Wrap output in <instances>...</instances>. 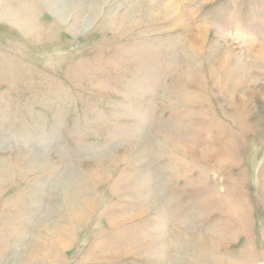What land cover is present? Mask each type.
Here are the masks:
<instances>
[{"label": "rangeland", "instance_id": "1", "mask_svg": "<svg viewBox=\"0 0 264 264\" xmlns=\"http://www.w3.org/2000/svg\"><path fill=\"white\" fill-rule=\"evenodd\" d=\"M0 264H264V0H0Z\"/></svg>", "mask_w": 264, "mask_h": 264}]
</instances>
